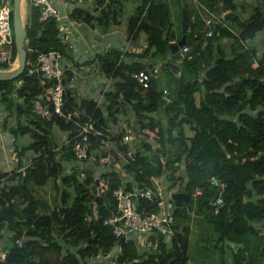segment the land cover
Listing matches in <instances>:
<instances>
[{"label":"trees","instance_id":"16d2710c","mask_svg":"<svg viewBox=\"0 0 264 264\" xmlns=\"http://www.w3.org/2000/svg\"><path fill=\"white\" fill-rule=\"evenodd\" d=\"M127 1L98 0L102 10L95 17L81 9L76 12L82 19H97L107 28L110 20L120 23L117 5ZM222 1L224 10L237 8L236 0ZM263 9L258 6L245 22L236 17L240 32L233 35L239 46L232 58L224 54L216 58L220 50L213 43V24L208 26L196 12V20L189 24L192 30L187 33L189 51L179 58L181 74L170 81L171 107L164 124L161 118L152 115L168 108L161 83L156 79L149 88L141 87L133 74L147 66L136 61L119 62L121 53L116 49L97 56L102 73L115 78L113 89L105 94V106H100L94 97L79 96L73 91L64 105V112L70 117L42 118L34 114L33 100L43 89L38 84L30 87L29 77L22 86L16 84L17 80L27 76L42 52L64 50V44L56 20H41L42 8L32 6L27 23L26 69L15 79L0 80V97L12 114L17 113L19 120L14 132L19 129L24 135L31 132V128L23 125L24 116L41 130L34 128L31 132L34 138H29L27 145L18 150L19 168L24 163L28 165L0 173V246L10 253L8 261L0 260V264H188V226H183L170 242L158 239L155 249L143 252L133 239H116L114 225L104 223L117 214L113 196L116 188L123 184L129 190L137 185L148 187L152 185V177L162 176L165 169L172 170L167 176L173 182L169 188L182 182L196 211L214 225L220 238L237 244L232 250L235 264H259L264 253V50L259 55L256 49L246 48L245 41L264 29ZM171 29L170 7L165 0H139L130 17L128 33L134 38L141 32L148 34V47L142 55L152 51L155 55L170 54L169 44L174 39ZM226 29L228 34L233 33ZM205 40L209 42L203 47ZM16 56L14 39L12 62ZM11 66L0 61V68ZM129 105L136 112V123H140L138 133L145 139L136 148L141 150L138 157L132 155L134 142L124 141L126 131L112 129L120 113H129ZM86 122L108 135L113 145V162L120 163L118 166L103 171L101 155L97 153L101 141L93 134L89 153L96 154L95 159H77L73 137ZM128 122L130 127L136 124L132 119ZM186 125L193 129L192 136L186 133ZM146 128L155 131L156 145L146 140ZM59 131L63 133L62 141H58ZM153 152L165 157V165L151 161ZM123 158L127 160L126 169L121 164ZM182 167L184 170L178 174ZM127 169L132 171L134 182H124L122 172ZM99 175L106 177L109 188L102 194V213L98 205L96 219L93 205L99 191L96 184ZM52 177L57 182V202L53 214L46 215L40 211L30 183L44 185ZM212 177L225 187L220 189ZM197 189L203 193L195 196ZM220 190L224 202L214 212L212 199ZM61 206H65L63 215ZM156 209L152 206L149 210ZM180 215L177 207L174 218ZM54 227L56 237L51 235ZM38 230L43 236H36Z\"/></svg>","mask_w":264,"mask_h":264},{"label":"crops","instance_id":"0c3cea01","mask_svg":"<svg viewBox=\"0 0 264 264\" xmlns=\"http://www.w3.org/2000/svg\"><path fill=\"white\" fill-rule=\"evenodd\" d=\"M165 1L169 4L170 7L171 30L174 31V39L172 41L180 39L183 35V18L185 11L190 18L189 24L190 21L194 22L196 20L197 11L201 15L204 22L205 17H214L215 22L211 26V28L213 29L212 32L214 33L215 37L213 39V43L215 47L219 46L216 48L220 50L216 52V58L221 57L222 54H224V56H226L227 58H232L235 56V47H238L239 43H237V40L233 34L237 35L240 32V28L238 26L239 21L236 20V17H239L241 22H245L253 15L258 6L264 7V0H236L235 2L237 8L226 10L223 9L224 6L222 0ZM5 2L8 3L9 1L0 0V4ZM55 2L60 9L67 11L69 17V19H64L62 21V23H64V25L66 27L68 26L69 28V33L67 34L68 37L67 39L63 37L66 42H63L62 39L61 40L64 44L63 46L65 55L72 63L75 64L76 68L79 69V78L81 81L83 80L82 89L80 88V86L73 88V91L76 95L94 98L101 95L102 90L105 89V86L108 82L107 78L105 77L106 74L102 73V71L99 69V66L97 65V56L101 53L108 52L113 49L118 50L120 53L121 51L127 49L128 51L126 52L125 62L128 64L136 61L146 65L147 68L158 67L160 69V75L157 80L161 83L162 90L164 88H169L170 90V81L174 76H179L177 72H174L171 68L166 66L165 63L166 61L173 60L172 54L170 53L164 56L155 55L152 51V54L149 53L146 55H142L144 53V50L148 47V34L145 32H141L138 37L134 38L128 33L129 20L131 15L135 13L137 7L139 6V0H129L125 4L119 3L117 5V16L121 21L119 24H117L113 20H110L109 27L107 28L105 27V25L99 24V22H97V19H82L83 17L78 14V12H76V10L81 9L84 10L83 13H90L94 17L98 16L102 10L101 5L98 4V0H86L82 4L74 3L71 0H55ZM206 2H211V5L214 7H212L211 5L209 6ZM232 10H234L235 13L230 17V19L225 18V13ZM78 17H81V19H78ZM226 28H229L233 33L228 34V32H226ZM191 30L192 29L189 25L188 32H190ZM128 36H130V38H128ZM208 42V40H205V42L203 43V47H205ZM245 44H247L246 48L256 49V53L261 55L262 51L264 50V29L260 31L256 35V37L246 39ZM15 62L13 64H15ZM203 76L204 74L202 75V77ZM102 103V106H105V99ZM127 110H129V113L127 115H125V112L120 113L121 115L123 114V119L127 122V124L121 126L119 124L120 121H118L117 124L113 125L112 129L114 132H118L124 129L126 133H130L132 135L130 141L132 140L133 143L135 142L137 135L140 139L144 137L140 133H138V127L140 126V123H136V112L131 109V105L128 106ZM168 110H170V108L160 109L152 113V115L161 118L162 122L164 124H167L169 115ZM16 114H12V112L8 109L7 104L4 103V101L0 97V173H10L13 170H21L25 168L26 165H28V163H24L22 168H19L18 166V150L19 148L27 145L29 138L28 136L22 134L20 129L18 132L13 131L17 128V123L19 120ZM129 119L135 121L136 124L130 127L128 122ZM28 121L29 119L24 116L23 125L26 126ZM185 129L188 136H192L194 134V131L190 125H186ZM144 132L148 135L146 140L156 145L155 131H151L150 129L146 128ZM176 132L177 131H175L174 133ZM136 148V145L132 146V152L141 151ZM100 150L98 149V154ZM162 160L164 162L163 165H165L164 156H162ZM123 161L127 160L124 159ZM116 164L118 166V164L120 163ZM183 170L184 168L182 167L178 174ZM171 172V169H165V173L160 176L163 184L164 182H166L167 185L173 183L167 177ZM127 174L128 173L124 171L122 172L124 179L130 180L127 179ZM134 178L135 177L131 175V182H134ZM53 181L54 180H49L44 185H37L34 182L30 183V187L34 192L36 199L38 200V206L40 207V209H45V211L43 212L46 215L53 214L56 207L57 194L54 188L55 181ZM175 186L179 187V190L177 189V191H185L183 189L182 182H178ZM190 200L191 196L190 199H184L182 201L183 206H185L186 209L184 211L180 210L182 212V215L176 217V223L178 225H181L182 227L188 226L190 228L189 248L187 253L189 262H192L194 264H235L232 250L237 246V244L230 241L229 239L220 238V234L215 232L214 230V225H212L204 215L196 211V205L189 203ZM199 226H207V228H210L207 233V237H205L206 235L204 233H200L202 228L199 229ZM196 230H198L200 233V239L198 240L199 244L202 243L206 248H202L203 253L201 252L200 255L197 254V251H195L192 256L191 234ZM204 230H206V227L204 228ZM55 231L56 227L51 230V235L56 237ZM38 232L39 234L36 236H43L40 235V230H38ZM36 236L33 237L35 238ZM45 236H47V234H45ZM27 238L28 237L26 236L25 240ZM87 264L93 263L88 262ZM259 264H264V253L259 259Z\"/></svg>","mask_w":264,"mask_h":264},{"label":"built area","instance_id":"2783aa9c","mask_svg":"<svg viewBox=\"0 0 264 264\" xmlns=\"http://www.w3.org/2000/svg\"><path fill=\"white\" fill-rule=\"evenodd\" d=\"M74 3L82 4L86 0H71ZM32 6H40L42 8L40 19L41 20H56L57 27L59 29V36L63 42L67 39L69 33L68 26L66 27L62 21L69 19L67 11H64L57 6L55 0H28L27 7V20L32 11ZM13 9L9 3L0 4V61L8 62L13 65L11 53L14 42V29L12 19ZM205 22L208 26H211L215 19L212 16L205 17ZM63 33V35H62ZM212 32L210 31L209 34ZM64 37V38H63ZM130 38V36H128ZM189 46L184 45L182 47V53L189 51ZM128 50L121 51L119 62L126 61V52ZM17 57V56H16ZM98 65V64H97ZM12 67V66H11ZM7 68V69H11ZM79 69L72 63L65 55L64 50L56 49L48 52H42L33 67H30L27 76L17 80V85L22 86L26 81V77H29L30 87H34L38 84L43 90L41 94L37 95L33 100L32 112L42 118H53L54 116H66L64 112V105L67 101V90L70 89L73 92V88L80 86L82 89L83 80H80ZM181 74V70L178 71ZM36 75V76H35ZM160 75V69L158 67L143 68L133 74V77L137 80L143 88H149L153 82ZM107 85L102 90L101 95L96 97L100 106L105 99V94L109 89H113V76H107ZM71 92V93H72ZM163 97L169 102V89H163ZM90 134L95 135L97 139L101 141V162L103 171H109L114 166L113 153L111 149L113 145L109 142L108 135L100 129H95L90 126L89 122L81 125V129L78 134L73 137V151L78 160L83 161L87 159H95V155L90 156ZM130 133H126L124 141L129 142L131 138ZM106 152V154H105ZM99 188L101 194L108 190V182L105 176L99 175ZM212 182L219 185L220 189L225 187L223 182H220L216 177H212ZM174 189H170L165 186L160 177H152V185L135 186L134 189L129 190L126 186H120L113 192V196L116 202L117 214L104 220L105 224L114 225V234L116 239H133L140 246V235H149L154 237V240H149L148 244L144 243V248L148 245L154 247L158 244V239H162L165 242H170L177 232L182 231V226L176 223L174 218L175 210L177 208L176 202L173 198ZM202 189H197L194 192L195 196L201 195ZM224 202L223 193L220 192L215 196V200L212 201V208L214 212H218L220 206ZM152 206H156V210H149ZM93 212L95 218L98 219V203L93 205ZM89 219V217H88ZM178 225V227H177ZM177 227V229H176ZM162 234L163 237H160ZM23 244V240L19 241V245ZM6 253L0 246V260L6 259Z\"/></svg>","mask_w":264,"mask_h":264},{"label":"water","instance_id":"95a60500","mask_svg":"<svg viewBox=\"0 0 264 264\" xmlns=\"http://www.w3.org/2000/svg\"><path fill=\"white\" fill-rule=\"evenodd\" d=\"M235 13L234 10L228 11L225 13V18L230 19V17ZM28 14L24 13L23 9V0H13V29H14V38H15V44L17 48V57L16 61L18 62L17 66L15 68L7 69V68H0V80H10L15 79L18 76H20L26 69L27 66V56H28V50L26 47V40L28 37V28H27V20ZM188 27H189V16L187 15L186 11L184 13L183 18V35L180 39L176 41L170 42V52L173 56V60L166 61V66L171 68L174 72H177L182 69V65L179 61V58L183 55L182 53V47L187 42V33H188ZM178 61V62H177ZM156 85V84H155ZM68 96H71V90H67ZM126 95V92H124ZM167 107H171V102L169 101L167 103ZM132 142V140H131ZM140 154L139 151H135L132 153L134 157H138ZM151 161L158 165H163L164 162L162 160V156L159 152H153L150 155ZM96 184L99 186V179H96ZM98 195L96 196V202L99 205V213H102L103 208V197L101 194V190L98 187ZM191 194L186 191H175L173 193V198L176 202V205L180 207V210L184 211L186 209L185 206H183V200L184 199H190ZM215 200V197L212 199V201ZM65 210V206H61L60 213L63 215ZM100 219L102 220V216H100ZM261 230V228H260ZM160 237H163L162 234H160ZM122 239H125L123 237ZM119 243V242H118ZM10 253L7 252L6 259L8 261ZM188 264H194L192 262H189Z\"/></svg>","mask_w":264,"mask_h":264},{"label":"rangeland","instance_id":"374dc122","mask_svg":"<svg viewBox=\"0 0 264 264\" xmlns=\"http://www.w3.org/2000/svg\"><path fill=\"white\" fill-rule=\"evenodd\" d=\"M9 2V4H10V6L12 7V9H13V3H12V1L11 0H8ZM27 7H28V0H24V13L26 14L27 13ZM16 63V62H15ZM15 64H13L12 65V67L11 68H15V66H14ZM81 86H83V85H81ZM156 117V119H158V117L157 116H155ZM124 117H123V114L121 115V114H119L118 115V121H120V125L121 126H123V125H126L127 124V122L126 121H124V119H123ZM25 124V123H24ZM29 127V128H31V132H33V129L35 128L36 130H41L39 127H37L36 126V124H33V123H31L30 121H28L27 122V125H26V127ZM31 132H28V133H26L25 135L26 136H28V138H30V140H32V134H31ZM133 133V132H132ZM134 134V133H133ZM62 136H63V133L62 132H58V141H62ZM34 138V137H33ZM150 138V137H149ZM145 140L144 138H139V136L137 135L136 136V139H135V142H134V145H136V147H139L140 145V141L141 140ZM55 141H56V138L54 139ZM140 140V141H139ZM142 153H144V150H142ZM122 166L125 168V164H124V161L122 162ZM126 169V168H125ZM124 172H126V173H128L127 175V179H130V180H126V179H124V182H131V175L133 176V173H132V171H130L129 169H127L126 171L124 170ZM49 180H54L55 181V183H54V188H55V190H56V194H58V187H57V182H56V180L52 177V178H50ZM48 180V181H49ZM53 181V182H54ZM164 182V181H163ZM164 184H165V186L167 185V183L166 182H164ZM123 186H125L124 184H123ZM168 187H170V185H167ZM172 189H174L175 191H177V189L179 190V187H173ZM57 202V201H56ZM56 208V207H55ZM40 211L43 213V214H45L43 211H45V209H43V208H41L40 209ZM206 227V230H204V228ZM205 227H203V226H199V229L200 228H202L201 229V234L202 233H204L206 236L205 237H207L208 236V231L210 230V228L208 227L207 228V226H205ZM55 233H56V236H58V232L57 231H55ZM200 233H199V231L198 230H196L195 232L193 231V233L191 234V243H192V248H191V255L193 256V253L195 252V251H197V254H199L200 255V253L202 252L203 253V251H202V248L204 247L203 246V244L201 243V244H199V242H198V240L200 239ZM204 234H203V239H204ZM155 238L154 237H150L149 235H140V242L142 243V251L144 252V251H149L150 249H155L152 245H148V247L147 248H144V246H143V244L144 243H147L148 244V241L149 240H154ZM206 240H208V239H206ZM204 248H206V247H204Z\"/></svg>","mask_w":264,"mask_h":264},{"label":"bare ground","instance_id":"6f19581e","mask_svg":"<svg viewBox=\"0 0 264 264\" xmlns=\"http://www.w3.org/2000/svg\"><path fill=\"white\" fill-rule=\"evenodd\" d=\"M23 9H24V0H23ZM17 64H18V62L16 61V63H15V67L17 66Z\"/></svg>","mask_w":264,"mask_h":264},{"label":"clouds","instance_id":"9594fccd","mask_svg":"<svg viewBox=\"0 0 264 264\" xmlns=\"http://www.w3.org/2000/svg\"><path fill=\"white\" fill-rule=\"evenodd\" d=\"M98 186V185H97Z\"/></svg>","mask_w":264,"mask_h":264}]
</instances>
